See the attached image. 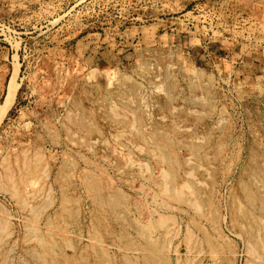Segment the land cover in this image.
I'll use <instances>...</instances> for the list:
<instances>
[{"label":"rangeland","instance_id":"374dc122","mask_svg":"<svg viewBox=\"0 0 264 264\" xmlns=\"http://www.w3.org/2000/svg\"><path fill=\"white\" fill-rule=\"evenodd\" d=\"M0 115V264H264V0H0Z\"/></svg>","mask_w":264,"mask_h":264},{"label":"bare ground","instance_id":"6f19581e","mask_svg":"<svg viewBox=\"0 0 264 264\" xmlns=\"http://www.w3.org/2000/svg\"><path fill=\"white\" fill-rule=\"evenodd\" d=\"M182 2V4H187L189 1L191 0H180ZM148 37V36H147ZM14 80H12V82L10 83L9 85V88H8V92L6 94V100L4 102V106L3 108H1V115L3 113L6 112V109H8L10 106V103H12L13 101V98H14V95H15V92H16V83L13 82ZM0 115V117H1ZM3 116V115H2ZM1 119V118H0ZM129 264V263H128Z\"/></svg>","mask_w":264,"mask_h":264}]
</instances>
